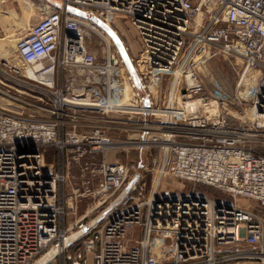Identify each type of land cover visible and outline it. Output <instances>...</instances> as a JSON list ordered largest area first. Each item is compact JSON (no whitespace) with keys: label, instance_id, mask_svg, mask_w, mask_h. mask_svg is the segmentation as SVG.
Instances as JSON below:
<instances>
[{"label":"built area","instance_id":"obj_1","mask_svg":"<svg viewBox=\"0 0 264 264\" xmlns=\"http://www.w3.org/2000/svg\"><path fill=\"white\" fill-rule=\"evenodd\" d=\"M45 1L50 10L16 42L24 68L0 64L1 82L39 102L38 116L0 110V264H34L55 246L61 264H88L89 255L94 264H264V0ZM68 7L105 26L120 16L131 22L145 98L128 69L127 80L118 78L113 66L125 62L105 27ZM91 32L116 47L102 69L85 44ZM221 57L236 71L234 95L216 67ZM254 72L255 117L237 126L228 109L244 99ZM99 115L139 118L144 137L156 128L139 145L150 164L110 161L115 141ZM169 179L194 188L168 191ZM199 185L226 197L197 193ZM69 201L74 210L88 203L66 226ZM74 233L79 239L66 246Z\"/></svg>","mask_w":264,"mask_h":264},{"label":"rangeland","instance_id":"obj_2","mask_svg":"<svg viewBox=\"0 0 264 264\" xmlns=\"http://www.w3.org/2000/svg\"><path fill=\"white\" fill-rule=\"evenodd\" d=\"M45 0H0V64L3 60H10L12 63L16 64L21 69L24 68L20 59L15 53V47L17 40L21 35L26 34L30 26L36 23L41 17L44 11L50 10L46 8ZM112 24L115 26L119 32L121 38L125 41L126 45L130 48V54L135 60L137 65V60L140 57V46L138 42V33L136 28L131 24V22L122 16L112 19ZM85 44L97 58V65L94 69H102V63L107 58V44L105 37L97 32H91L86 40ZM111 53L116 54V47L111 43ZM233 63L239 64L237 68H240V60L233 59ZM219 71L220 76L227 82L228 91L231 95H234V83L237 78L236 71L232 69V66L229 64L228 60L224 57L220 58V61L216 66ZM74 69H88L83 66H77ZM113 69H119L120 74L118 77L121 81L127 80L126 70L127 67L125 64L119 63L114 65ZM104 76H101L103 81ZM63 78L69 79V71L63 72ZM117 78V80H118ZM261 73L254 72L250 75V81L253 83L252 87L244 88L243 94L244 99L239 102L238 105L233 106L228 109V112L238 119L235 118L234 123L238 126L242 124L246 128L250 126V119H252L248 113L251 111L252 102H253V93L257 87L258 82L260 81ZM8 82L0 81V110L5 111L11 115L15 116H29L37 115V105H39L38 100L31 96L28 91L20 89L17 87H12L8 85ZM128 86V83L125 86ZM132 89H130V94ZM115 115V114H114ZM38 116V115H37ZM116 117V118H115ZM97 122L106 123L110 125V133L115 141V145H123L125 147L111 149L108 151V159L110 161H123L128 164H137L139 169L142 170V164H150L151 161V152L148 151L145 147H139V145H144L146 143L142 141H147L150 139V132L156 133V128L151 130L148 134L142 133V129L138 122L139 118L132 120L126 119V116L120 115H99L95 119ZM109 120V121H107ZM135 120V121H134ZM246 121V123H244ZM153 152L155 148L151 149ZM52 159V157H49ZM150 178V176H149ZM185 184V187H180V185ZM165 188L168 191H175V193H187L192 191L194 186L190 183H182L181 181H172L167 180L165 183ZM61 188L64 190V193H70V186L68 184H62ZM197 193H209L216 196H225L221 192L214 190L210 187L199 185L197 188ZM68 195V194H67ZM226 197V196H225ZM87 201H82L79 203L77 210H74L69 201V208L67 207V214L63 219V223L67 225H73L78 218L84 214L87 209ZM240 204L246 206L248 203L241 200ZM75 206V205H74ZM98 213L95 212L90 215L87 219L89 220L92 217H95ZM135 242H128L129 246H132ZM72 250V249H71ZM92 255H89V262L91 263ZM56 263V262H54ZM234 264H253V263H234Z\"/></svg>","mask_w":264,"mask_h":264},{"label":"water","instance_id":"obj_3","mask_svg":"<svg viewBox=\"0 0 264 264\" xmlns=\"http://www.w3.org/2000/svg\"><path fill=\"white\" fill-rule=\"evenodd\" d=\"M68 12L77 16H80L82 18H86L89 19L93 22H96L97 24L102 25L103 27H105V29L108 31V33L110 34V36L112 37V39L116 42L117 47L122 55V58L125 62V65L129 71V73L131 74L132 78L134 79L137 88L139 89L141 95L145 98V91L142 87V84L139 80L138 74L136 69L134 68V65L131 61V58L128 54V52L125 50L123 44L121 43V40L119 39V37L108 27H106L105 25H103L98 18L88 14L87 12L77 9L75 7H68ZM103 218V215H98L96 218H94L85 228V230H89L91 229L95 224H97L98 222H100ZM80 237L79 233H74L68 236V238L66 239V246H69L70 244H72L74 241L78 240ZM59 255V249L57 246L53 247L52 249H50L44 256H42L38 261H36L34 264H50L57 256Z\"/></svg>","mask_w":264,"mask_h":264},{"label":"bare ground","instance_id":"obj_4","mask_svg":"<svg viewBox=\"0 0 264 264\" xmlns=\"http://www.w3.org/2000/svg\"><path fill=\"white\" fill-rule=\"evenodd\" d=\"M106 23V26L108 27V28H113V30H115L116 32H117V34L120 36V34H119V32L110 24V22H105ZM120 38H121V36H120ZM105 39H106V41L108 42V44H107V49L109 50V46H110V44L112 43L113 44V42H112V40H111V38H110V36L109 35H107V34H105ZM121 40L124 42V46H125V48L127 49V52H128V54H129V56H130V58H131V61H132V63H133V65H134V68L136 69V71H137V69H138V67L136 66V64L134 63V61H133V58H132V56H131V54H130V48L126 45V43H125V41L121 38ZM130 88L129 87H127L126 88V97H125V100L124 101H127L128 99H129V97H130ZM248 115L251 117V118H254L255 117V115L253 114V112L252 111H250L249 113H248ZM166 127H167V129H171V125L170 124H167L166 125ZM115 148L114 149H116V148H121V147H124L123 145H115L114 146ZM38 261V260H37Z\"/></svg>","mask_w":264,"mask_h":264},{"label":"crops","instance_id":"obj_5","mask_svg":"<svg viewBox=\"0 0 264 264\" xmlns=\"http://www.w3.org/2000/svg\"><path fill=\"white\" fill-rule=\"evenodd\" d=\"M107 154H108V153H107ZM107 156H108V155H107ZM133 230H135V231H132V232H134V234H135V238L142 236V232H143V231H140L139 228H135V229H133ZM130 241H131V240H130ZM130 241H129V242H130ZM132 242H135V241L132 240ZM54 262H56V263H54ZM51 264H61V262H60L59 260H55V261H53ZM88 264H94V262H93V257H92V259H91V263L89 262Z\"/></svg>","mask_w":264,"mask_h":264},{"label":"trees","instance_id":"obj_6","mask_svg":"<svg viewBox=\"0 0 264 264\" xmlns=\"http://www.w3.org/2000/svg\"><path fill=\"white\" fill-rule=\"evenodd\" d=\"M206 187H208V186H206ZM211 188V187H210ZM212 189H214V188H212ZM214 190H216V189H214ZM74 249H76V247H74Z\"/></svg>","mask_w":264,"mask_h":264}]
</instances>
